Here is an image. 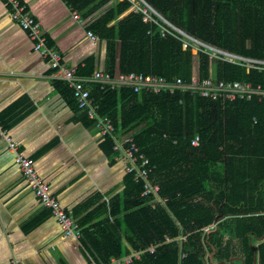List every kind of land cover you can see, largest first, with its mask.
<instances>
[{
  "label": "trees",
  "instance_id": "1",
  "mask_svg": "<svg viewBox=\"0 0 264 264\" xmlns=\"http://www.w3.org/2000/svg\"><path fill=\"white\" fill-rule=\"evenodd\" d=\"M63 1L82 16L89 32L106 41L105 72L110 75L137 72L188 83L197 69L200 78L208 77L207 55L194 57L177 39L162 38L158 26L145 24L140 13L128 12L127 2ZM145 1L204 45L264 60V0ZM85 71L78 73L91 74ZM214 72L218 80L264 81V75L221 62H215ZM108 90L90 86L98 114L111 120L117 137H133L150 162V179L159 185L165 203L152 208L153 198L142 197L143 184L126 176L122 195L110 201L112 221L105 217L88 224L105 210L100 206L97 214L77 222L91 258L98 264L122 258L131 253L125 242L135 251L156 246L154 253L143 254L133 264H215L212 259L226 264L232 251L223 245L221 233L230 221L246 264H253L257 250L264 264V103L210 101L187 92ZM196 136L199 144L193 147ZM112 147L109 138L101 144L107 156L114 154ZM212 225L214 229L204 234L203 228ZM180 236L185 242H178Z\"/></svg>",
  "mask_w": 264,
  "mask_h": 264
},
{
  "label": "crops",
  "instance_id": "2",
  "mask_svg": "<svg viewBox=\"0 0 264 264\" xmlns=\"http://www.w3.org/2000/svg\"><path fill=\"white\" fill-rule=\"evenodd\" d=\"M18 1L40 23L48 45L60 52L66 66L78 75L80 70H91L81 77L105 72L106 41H93L63 0ZM12 11L8 0H0V126L20 145V152L35 164L76 222L97 214L100 206L105 210L88 224L105 217L112 221L110 201L124 191L127 163L102 151L107 138L79 108L68 84L51 78L47 60L33 50ZM89 60L92 64L87 66ZM90 86H86L89 91ZM227 223L221 233L223 245H230L232 251L226 264H246L240 240L229 229L233 224ZM253 246L258 249L259 243L254 240ZM89 258L81 239L63 236L58 221L37 199L14 155L0 140V264H88ZM212 262L217 264L215 259ZM253 264H262L258 250Z\"/></svg>",
  "mask_w": 264,
  "mask_h": 264
},
{
  "label": "built area",
  "instance_id": "3",
  "mask_svg": "<svg viewBox=\"0 0 264 264\" xmlns=\"http://www.w3.org/2000/svg\"><path fill=\"white\" fill-rule=\"evenodd\" d=\"M12 6V18L16 24L26 33L33 45V50L43 59L47 60L52 69L51 78L63 81L72 90L73 97L79 108L85 111L89 119L95 121V127L102 138H109L113 142L112 151L120 159L127 163L125 172L128 176H133L134 181L143 184L142 197H152L154 208L155 203H165L159 197L160 187L153 183L151 178L152 169L150 162L141 154L134 142L133 137H116L111 120L108 117L98 114V105L91 97L87 85H98L101 90L109 89H130L134 93H168L175 95L177 92L198 94L201 98L210 101L232 102L234 100L256 99L264 103V81L253 84L244 82H232L218 80L214 72L215 62H221L230 66L245 69L248 72H255L257 75H264V60H255L236 54L227 53L207 45H204L190 36L184 34L180 29L169 22L162 14L155 10L145 0H123L131 5L130 12L140 13L145 24L158 26L161 37H173L182 44V49H191L192 55L197 56L203 53L209 58V75L200 78L197 69H193L191 79L184 83L180 78L168 79L155 75H145L143 73L131 72L128 74H118L115 76L107 72H94L90 77H81L75 68H69L63 63L60 52L47 43L43 35L40 23L26 12V7L18 0H8ZM72 16L81 24L82 16L72 10ZM89 37L96 41L95 34L89 32ZM0 140L7 145V149L14 155L15 164L20 168L27 184L34 192L40 203L51 211L52 216L58 221L63 236L80 239L82 237L81 227L72 218L69 212L63 207L59 199L52 193L50 183L45 180L35 166V164L20 152V145L13 141L8 130L0 126ZM199 137L196 136L191 141V146L197 147ZM214 225L203 228L206 234L214 229ZM186 237L180 236L178 242H185ZM169 242V238H166ZM156 246L152 245L145 250L133 251L130 255L122 258H114L105 264H133L135 260H140L145 253H154ZM184 257V255H182ZM88 264H98L94 259L89 258Z\"/></svg>",
  "mask_w": 264,
  "mask_h": 264
},
{
  "label": "rangeland",
  "instance_id": "4",
  "mask_svg": "<svg viewBox=\"0 0 264 264\" xmlns=\"http://www.w3.org/2000/svg\"><path fill=\"white\" fill-rule=\"evenodd\" d=\"M128 12H130V11H128ZM195 68H197V63L195 64V66H194Z\"/></svg>",
  "mask_w": 264,
  "mask_h": 264
},
{
  "label": "water",
  "instance_id": "5",
  "mask_svg": "<svg viewBox=\"0 0 264 264\" xmlns=\"http://www.w3.org/2000/svg\"><path fill=\"white\" fill-rule=\"evenodd\" d=\"M108 91H110V90H108Z\"/></svg>",
  "mask_w": 264,
  "mask_h": 264
}]
</instances>
